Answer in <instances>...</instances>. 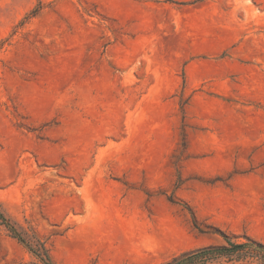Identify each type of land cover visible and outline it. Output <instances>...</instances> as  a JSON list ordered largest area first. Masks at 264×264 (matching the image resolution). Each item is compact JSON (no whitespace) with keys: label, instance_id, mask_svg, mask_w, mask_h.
I'll return each instance as SVG.
<instances>
[{"label":"rangeland","instance_id":"rangeland-1","mask_svg":"<svg viewBox=\"0 0 264 264\" xmlns=\"http://www.w3.org/2000/svg\"><path fill=\"white\" fill-rule=\"evenodd\" d=\"M0 209L56 264L264 242V0H0Z\"/></svg>","mask_w":264,"mask_h":264},{"label":"trees","instance_id":"trees-1","mask_svg":"<svg viewBox=\"0 0 264 264\" xmlns=\"http://www.w3.org/2000/svg\"><path fill=\"white\" fill-rule=\"evenodd\" d=\"M195 223H197L193 214ZM0 223L4 224L11 236L23 244L38 260V264H56L51 255L48 241L41 237L33 228H24L16 225L0 209ZM197 225V224H196ZM226 243L223 245H210L197 250L184 252L164 264H206L217 258L227 261H252L264 264V242L250 236L246 241L237 242L231 236L224 234Z\"/></svg>","mask_w":264,"mask_h":264},{"label":"bare ground","instance_id":"bare-ground-1","mask_svg":"<svg viewBox=\"0 0 264 264\" xmlns=\"http://www.w3.org/2000/svg\"><path fill=\"white\" fill-rule=\"evenodd\" d=\"M238 122V121H237ZM240 123V122H239ZM241 124V123H240ZM237 125H239L238 123H237Z\"/></svg>","mask_w":264,"mask_h":264}]
</instances>
